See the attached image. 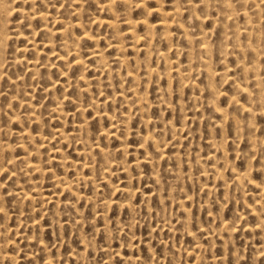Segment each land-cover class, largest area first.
Masks as SVG:
<instances>
[{"label":"rangeland","instance_id":"rangeland-1","mask_svg":"<svg viewBox=\"0 0 264 264\" xmlns=\"http://www.w3.org/2000/svg\"><path fill=\"white\" fill-rule=\"evenodd\" d=\"M11 1L13 0L9 2ZM58 1L59 4L60 1ZM79 1L85 4L82 18L86 23H89L94 16L101 15V11L94 2ZM133 1H143L142 3H147V8L150 9H156L159 5L153 0ZM225 1L208 0L215 6L208 8L207 3L203 0H162L163 9L166 12L175 10L176 5L180 7V19L190 30L194 42L187 40L182 29L177 26L172 28L168 38L164 34L165 29L157 24L161 21L162 14L155 11L152 16V22L156 25L154 54L150 60L145 51L134 47L135 42L128 32L129 25L124 24L125 20L120 18V35L123 37L126 46L124 54L132 62L131 69L136 70L137 75L140 76L137 81L141 84L139 90L154 103V108L151 110V115L153 114V121L150 123L151 130L155 131L154 137L160 141L163 146L162 149L168 155L161 160L157 157L158 162L155 167L143 160L148 153L144 150L145 147H149L151 156H158L154 147L147 143L143 149L139 148L142 142L141 135L147 133L146 128L140 119L133 121L128 118L124 119L123 114L128 113L129 108L132 107L125 100L133 95V91H130L133 81L131 78L125 77V70H122L123 77H115L114 80L108 81L107 75L102 76L101 84L96 79L101 73L89 70L84 83L72 82V88L66 91L70 75L67 74L66 77H62L61 72L67 71L68 67L59 62L53 69L40 70L39 81L32 80L31 74L25 70L26 67L23 66L22 68L19 64L16 66L14 61L16 58L21 59L24 54L28 57H33L31 53L35 54L34 51L29 52L31 47L25 48V46L29 44L28 39L33 36V31L40 26V22H30L29 19L27 20V16L22 17L33 9V2L18 0L14 3V6H18L19 10L9 17L11 21H14L10 22L9 26H5L4 17L0 19L2 26H0V45L2 43L0 48L4 46L3 49H0L2 50L0 51V58L2 57L0 63L6 59L4 69L2 68L4 74L0 78V114H2L0 124L2 125V139L11 144V153L15 155V164L11 170L17 172V175L13 176L11 180H6L4 176L0 177V186L2 185L1 187L4 188L3 184L7 185L9 191V196H5L3 201H0V206L4 207L6 212V218L0 220L1 244L5 247L4 252H0V264H7L6 257L10 258L13 264H100L101 261L103 264H118L119 261H122L123 264H150V261H154L155 264H220L221 260L224 264H235L237 259L243 264L245 257L249 264H259L258 253L264 251V230L256 228L255 225L259 223V219L257 214H253L252 209L257 208L260 212L264 205V202L261 203V200L264 201V190L259 187V181L262 177L259 164L264 163V153L262 152L264 147H255L253 140L259 141L264 137V119L258 114L252 119L254 126L250 129L247 124H249V117L251 116L248 113L242 114L239 107L230 104V96H239L242 104L249 103L247 101L249 98L246 95L237 94L233 77L244 83V71L239 62L244 61V63L247 62L249 66H252L254 61L258 59L253 51L248 50L243 53L231 42L227 43V47L225 46L224 30L221 24L223 23L221 20L222 5ZM231 1L238 11L236 25L244 26L246 23L245 17L241 14L244 8L247 9L254 21H258V15L253 6L254 0H248L244 8L240 7L242 0ZM11 3L10 5L13 6ZM117 3V5H122L118 8L123 13L125 11L123 3L120 1ZM52 4V0H39L34 6H36V10L39 8V10L45 9V11L48 7L50 12L55 13L56 8ZM145 9L142 7L134 10V18L137 20L143 17ZM238 9L242 10L239 11ZM70 11L71 8H65L59 14L62 13L63 16L68 17ZM205 13L207 14L206 17ZM102 15L108 16L107 13ZM73 18L75 20L80 19L78 16H73ZM216 19L218 20L217 24L214 21ZM21 20L24 22H20ZM229 25V30L234 31L233 25L235 24L230 23ZM259 30L264 34V23L257 25L254 31ZM7 32H9V36ZM137 32L143 34L146 32V28L139 26ZM201 33L202 35L206 33L207 36L204 35L210 50L209 61L212 69L216 72L214 82L223 95V97L222 95L219 97V103L222 106L225 105L223 108L227 111L228 118L223 117L211 105L214 94L210 91L209 77L198 63V57L206 55L200 50L199 36ZM1 34L3 35L1 36ZM41 34L36 35L38 43L47 39L42 32ZM79 34H81L80 30ZM103 35L104 37L98 42V48L109 56V60L114 63L112 67L115 70L120 69L114 60L116 49L109 48V44L116 41L117 38L109 29H103ZM10 38L11 40H9ZM247 38V35L242 34L243 43L249 41ZM258 44L261 45V50H264V39ZM4 48H7V51ZM39 48L43 50L42 58L47 61L52 50L43 44H39ZM94 48V43L81 42V53L90 64L95 62L93 58H90V52ZM226 49L230 51L228 55H225ZM157 50H162L168 55L170 70H166L168 64L158 56ZM4 53L7 55H3ZM191 58H194L192 82L185 83L178 75V71L189 72ZM251 58L255 60L253 61ZM53 59L50 57L49 61L51 62ZM134 59H138L139 62L136 63ZM260 59L261 72L264 78V56ZM147 60L157 70V75H149L146 68ZM226 65L228 68L230 67V80L221 77V72L225 71ZM167 72H170L169 76ZM20 75L21 79L18 80ZM11 78L17 82H11ZM55 81L62 84L51 92H45L46 89L44 88L52 85ZM86 82H92L93 85L91 86V93L83 96V104L90 102L91 94L95 95V99H98L99 103H104L107 97H112L116 92L118 93L115 104L116 121L124 119L126 121L124 125L131 126L129 132L123 124L116 128L114 126L110 128V131L116 132L118 130L117 139L115 137L107 138L109 132L100 134L99 121L97 119L91 121L88 126L93 137L91 143L101 146L90 152L89 156L80 154L79 150L83 147L90 151L91 146L90 141L86 139V132H80L75 126L76 122H74L84 117L82 112H78V118L71 117L68 119L64 126L66 122L61 119L58 120L57 114L52 110L57 98L52 95L54 92L58 93V96L67 93L71 97L70 99L74 100V98H80V85H84ZM253 85L255 84L250 79V88H254L252 90L256 92L257 87ZM224 91L228 95H224L226 93ZM100 92L102 93L101 96ZM47 95L49 96L47 97ZM95 99L97 104L98 101ZM162 99L164 101L160 105L159 101ZM68 104L71 109H76V103L69 100ZM108 108L111 113L114 111L110 101ZM235 109L236 111H234ZM84 111L85 116L92 118L95 110L87 109ZM29 112L35 117H40L39 125L33 129V133L37 134L39 130H42L44 137H36L35 140H31L26 137L21 138L18 135L17 132L23 129L20 118L28 124L26 117L30 115ZM15 114L19 115L17 121H11ZM232 118L234 119L232 120ZM184 119L187 123L185 130L182 133L180 131L181 134L179 132L174 133L171 124L174 122L176 126L178 125L177 127H182ZM236 119H239L240 123L242 122L241 129H236ZM217 121L220 124H216ZM94 122L96 124L93 126ZM105 125L107 129L110 127L109 122ZM59 127L65 128L67 139L55 136L56 128ZM238 135L240 136L238 137ZM110 141L114 145L108 150H104L111 152L109 156L110 160H114V165L108 174H103L99 162L95 163L94 166L92 164L94 159L100 161L103 159L100 151L104 147L107 148ZM21 142L25 144L24 148L18 147ZM215 142L218 145H214ZM220 142L221 144H219ZM221 145L224 150H221ZM37 149L40 151L37 156L42 161L41 165L45 168V173H33L22 169L24 164L19 158L28 151H37ZM246 151L248 154L245 153ZM253 155L260 163L252 160ZM61 156L67 157L66 164L71 167L75 162L78 163L77 169L75 167V169H67L58 159ZM138 158L139 162H137ZM34 159L37 158L34 157ZM80 162L85 165L91 164V167L82 169ZM253 165L255 171L252 173L250 171V176L257 180L258 186L247 183L243 188L236 187L234 184L237 172L243 174L244 171H249ZM124 167H127L126 171H124ZM16 169L18 170L16 171ZM217 172H222V177L217 176ZM3 173L9 174L10 171L8 169ZM66 173L70 178H75L78 173L92 176L91 184L87 187L81 185L80 190L77 191L88 197L97 196V198L87 203L83 197L78 201L70 193L67 195L60 193L61 190H55V175H65ZM130 176H133V179ZM20 184L26 189L24 191L29 196L22 203V199L20 200L15 194L17 191L15 189ZM126 185H133L137 189L135 190L136 196H132L131 204L133 205L130 207L127 206L128 201L126 200L129 195L124 191L115 190L119 186ZM1 187L0 196H3V188L1 189ZM57 194L63 199L59 203L60 205L57 202ZM105 197L114 198L127 205L115 204L111 209L106 210L100 204V200ZM66 199L72 204H67ZM256 201H260V203H256ZM104 209L105 212H103ZM239 217H243V219L238 220ZM113 222H115L116 227H120L122 224L132 225L131 231L126 233L129 237L127 241L120 239L109 240L108 243H105L101 240L104 224L108 225L110 232H115ZM224 222H229L231 225L235 223V228L240 229V231H234L231 236L229 230L223 228ZM41 224L45 227L43 228ZM250 225L251 227H249ZM192 232H195L196 235L190 234ZM105 239H107V235H105ZM40 240H43V243H40ZM124 244L127 245L126 248L122 246ZM13 248L17 251H12ZM113 249H115V255L110 258L109 253H112ZM237 251L240 252L239 257L235 255Z\"/></svg>","mask_w":264,"mask_h":264},{"label":"bare ground","instance_id":"bare-ground-1","mask_svg":"<svg viewBox=\"0 0 264 264\" xmlns=\"http://www.w3.org/2000/svg\"><path fill=\"white\" fill-rule=\"evenodd\" d=\"M9 1L10 0H7V1L6 0L5 1L2 0V2H0V19L2 17H4V20L6 21V25L5 26H9L10 25V22H12L13 20L11 21L9 19V17L13 16V14H15V12H17L19 10V8H17L18 6L17 7L14 6V3L18 2V0H13V1H11L12 3L9 2ZM37 1H39V0H29V2H33V9H31L29 11V13H27V15H23L22 16V17L27 16L26 18H27V20L29 19L30 22L31 21H37V23L40 22V26L36 27V29L33 31V36L29 37V39H28L29 44L25 46V48H30L31 47L29 49V52L34 51L35 54L31 53V55H33V57H28L26 54H24V56L21 59L16 58L15 61H14L16 66L18 64L22 68H23V66H25L26 67L25 70H26L27 73L31 74L32 80H38V77L40 76V70L44 71V70L53 69L56 66V64H58L59 62H62L68 67L67 71H62L61 72L62 73V77H66L67 76V75H64V73H67L68 75H70L68 77V84H67V87L65 89L66 91L70 90L72 88V82H78V84H80L81 82L84 83V81H86L87 76H88L87 71H89V70L101 73L100 76L96 77V79H98V83L99 84H101V81H102L101 77L102 76L107 75L108 76V81L114 80L115 77H118V78L123 77L124 74H123L122 70H125V72H126L125 77L126 78H131L132 81H133V84L130 87V88H132L130 91H133V95H131V97H128L129 98L128 100L127 99L125 100V102H127L128 104L130 103V105L132 107L129 108L128 113H124L123 114L124 115V119L128 118V119H132V121L135 120V119H140V122L146 128L147 133L141 135L142 142L139 145V148L143 149V146H146L147 143H149V145H152L154 147L155 152L159 153V156H156V157L155 156H148L149 147H145L144 150L146 152H148V153L145 155L143 160H144L145 163H148L152 167H155L157 162H158L157 157H159L160 160H161V159H164V157L168 156V155L162 149L163 146H162V144H160V141L157 138L154 137L155 131L151 130L150 123L153 121V119H152V115L153 114L151 115V110H153V108H154V103H152L149 100L148 96L145 93H142L141 90H139L141 84L139 82H137V81L139 80L140 76L137 75L138 72L136 70H132L131 69L132 62L130 61L128 56L124 54L126 46L124 45L123 37H121V35H120L121 31L119 29V21L121 20L120 18H123L125 20L124 24L129 25L128 32H130L131 37L133 39V42H135L134 47L138 48L141 51L142 50L145 51V53H147L148 59L150 60V58L154 54L153 51H154V43H155V28H156V25L152 22L153 21L152 16H153V13L155 11L162 14V19L157 24L159 26H161L163 29H165L164 34L168 38H169V33L172 30V28L174 26H177V27H180L182 29V32L187 37V40H189L190 42H194L193 39L191 38L190 30L187 28L186 25H184V23L180 19V16H181L180 7L176 5L175 10L166 12L163 9L164 5H162L163 4L162 0H153V1H156L157 3H159L158 7L156 9L146 8L143 17L138 18L136 20L134 18V10H136L138 8H142L141 5L143 4L142 3L143 1L142 2L141 1L140 2L139 1L134 2L133 0H117V2L120 1L124 5L125 11L122 13L119 10V8L117 7L118 3L116 5H114V4H112L110 2V0H104V1H101V0H89V1H92V2H94L96 4L98 9L101 11V15L100 16H94L93 19L89 23H86L83 20V18H82V15L84 14V5L85 4L83 2H81V1H79V0H59L60 1L59 4L57 3L58 0L57 1L52 0L53 1L52 6H54L56 8L55 9L56 10L55 13L50 12V8H48V7H47V11H45V9L44 10L43 9L39 10V8H38V10H36L35 9L36 6H34V5L36 4ZM204 1L207 3V7L208 8L215 7L211 3H209L208 0H203V2ZM49 2H51V1H49ZM10 3L13 4V6H11ZM61 3L64 4V7H60L59 6ZM231 5H232L231 7L228 6V0H226L223 3V5H222L223 12H222L221 20L223 21V23H221V24H222V27H223V30H224L225 46L227 47V43L231 42L234 47H236L237 49L241 50L243 53H245L248 50L253 51L255 53V57H257V59H258L256 61H254L255 59H252L253 57L251 58V60L254 61V64L252 66H249L246 61H245L246 63H244V61L243 62L242 61L239 62V64L242 66L243 71H244V76H243L244 77V79H243L244 83L240 82L238 79H233V84L236 86L237 94L246 95L249 98V100H247V101H249V103L246 101V103H248V104H245V103L242 104L241 101L238 98L239 96L235 97L234 94H233V96L235 97V99H233V97H231L229 95L230 96V104L239 107V109H241V111H242L241 112L242 114L243 113H246V114L248 113L247 111H245V105L247 107H251L253 109L252 113H248L249 116H251V117H249L250 119L248 118L250 120V122H249V124H247V126L249 125V127L251 129V128H253L252 126H254L252 119L255 118L260 112L259 102L264 100V83H263L264 78H263V74L261 72L262 69H261V59H260L261 57L264 56V50H261V48H260L261 45L259 46V44H258L259 41L264 39V34H262L260 30L259 31H254L255 28L257 27V25L259 26V25L264 23V8H263L264 4L261 3V0H254V2H253L254 10L256 11V14L258 15V21H254L250 17V14H249V12L247 11L246 8L243 9L241 14L246 19V23H245L244 26L236 25L238 11L234 7V5L232 4V1H231ZM50 6H51V4H50ZM26 8L29 9V7H26ZM65 8H69V9L71 8L70 15L68 17L63 16L62 13H61V15L59 14L62 10H65ZM241 10H239V11H241ZM103 13H107L108 16H103L102 15ZM18 15H20V14H18ZM73 16H78V17H80V19L78 18V19L75 20L73 18ZM6 17H7V19H6ZM229 17H231V19H229ZM197 18L200 19L201 21H203L199 16H197ZM27 20H25V21H27ZM214 21H215V24H217L218 20L216 19ZM20 22H24V20H21ZM230 23L231 24H235V25H233L235 27L234 31H230L229 30V27H230L229 24ZM58 24H60V25L58 26ZM3 26H4V24H3ZM139 26L145 27L146 28V32L143 33V34L138 33L137 29H138ZM37 28H39V29H37ZM8 29H9V27H8ZM103 29H109V30L113 31L115 38H117L116 41H114L113 43L109 44V48H115L116 49V55L114 57V60L116 61V63H118L120 69L115 70V68L112 67V64H114V63H112V61L109 60V56H107L102 50H100L98 48L99 40L104 37ZM79 30H80L81 34L78 35ZM1 31L5 33V31H3V30H1ZM41 32L47 37V39H44V41L42 43H38V40H36L37 39L36 35L37 34L42 35ZM85 33H87V35H85ZM242 34H245V35L248 36L249 41L247 43H243L242 42V40H241ZM2 35L3 34H1V36ZM7 35L8 36L10 35L9 32H7ZM204 35L206 36V33H204ZM204 35H202V33H201V35L199 36V39H200V50L202 52H205L206 55L205 56H203V55L199 56L198 57V63H199V65L201 67H203V69L207 73V76L209 77V86H210V89H211L210 91H212L213 94H214V99L211 100V105L223 117L228 118L227 111L225 110V108H223L225 105L222 106L219 103L220 102L219 101V97L222 95V93H221L222 91L217 89V87L215 85V82H214V78L216 76V72L212 69L210 61H209V53H210L209 47H207V48L201 47L202 44H207L208 45V41H206V38L204 37ZM248 38H247V40H248ZM9 40H11V38ZM254 41L257 42V43H255ZM81 42L94 43L95 48L92 49V51L90 52V58H93L94 61H95L93 64L92 63L90 64L89 62H87L86 59H85V56L81 53ZM5 44H6V42H5ZM39 44H43L45 47H49L52 50L49 53L50 56L48 57L47 61H44V59L42 58L43 50H41L39 48ZM1 45H2V43H1ZM2 47H4V46H2ZM2 47L0 49H3ZM5 49L7 51V48H4V50ZM0 51H2V50H0ZM229 53H230V51L228 49H226L225 50V55H228ZM5 54L7 55V53H4L3 55H5ZM157 54H158V56L160 58H163L165 60L166 64H168L166 70H170L171 69V65H169L170 60H169L168 55L166 54V52H164L162 50H157ZM50 57L54 58L51 62L49 61ZM246 57H247V55H246ZM193 59L194 58H191V60H190L189 69H188L189 72L186 73V72H183V70L178 71V75L180 76L181 80L184 81L185 83H191L192 82ZM0 60H2V57L0 58ZM134 60H135L136 63L139 62L138 59H134ZM149 60H147L148 61V63H147L148 65L146 66L147 72L149 73L150 76L157 75L158 74L157 70L154 69V67L152 65H150ZM5 64H6V59L3 62L0 63V78L4 74L3 66H5ZM223 64H227V63H223ZM229 68L226 65L225 68H224L225 71L221 72V75H222L221 77H223V78H225L227 80H230V78H229V76H230ZM234 71H235V68H234ZM167 74L169 76L170 72H167ZM50 75H51V73H50ZM73 77H75V78H73ZM231 78H232V76H231ZM19 79H21V75L18 78V80ZM250 79H252V81L255 84L253 86L257 87V91L256 92L254 90H252L254 88H252V89L250 88ZM10 81L14 82V83L17 82L16 80H14V78H11ZM60 84H62V83H60L59 81H55L52 85H49L48 87L44 88V89H46L45 92L53 91ZM92 85H93L92 82H86L84 85L81 84L80 85V89H79L80 98L79 97L78 98H74V100L70 99L71 97H69L67 93L65 95H63V96H58V93H56V92H54V94H52V95L57 97L56 98V102H55V106L52 107V110L57 114V119L58 120L61 119L63 122H66L64 124V126L67 124L68 119H70L71 117L78 118V112L79 111L82 112L84 117H82L80 120H76L74 122H76L75 126L80 130V132H83V131L86 132V134H87V138L86 139L90 141V146H91V148H90L91 150L90 151L87 148H85V147H83V149L79 150L80 154H85L87 156H89L90 152H92L95 148H99V146H101V145H95V143H91V141H93V137L91 136V132H90L89 127H88L91 121H94L95 119H97L99 121V126H100V128H99L100 130L99 131H101L100 134H106L107 132H109V135L107 136V138H109V137H115L116 138V135L118 134V130L116 132H113V131H110V128H113L114 126L116 128L118 125H121V124L124 125L126 123V121H124V119H122L120 121H116L117 115H116V106H115V104L117 102V94H118L116 92L114 93V95L112 97H107L106 100L104 101V103L103 102L99 103L98 99L97 100L95 99V95L93 96L91 94L90 95L91 98L89 97L90 98V100H89L90 102L83 104V96L85 97L86 95H89V93H91V86ZM194 87H195V84H194ZM242 88H247L248 91L247 92H243ZM224 92H226V91H224ZM226 94H227V92L224 95H226ZM101 95H102V93L100 92V96ZM235 95H236V93H235ZM48 96L49 95H47V97ZM222 97H223V95H222ZM94 99L96 101H98L97 104L94 101ZM69 100H71L73 103H76L75 104V106L77 105L76 109H73V108L71 109L70 106H68L69 105L68 104ZM237 100L240 101L239 104L236 103ZM109 101L113 105V110L114 111L112 113L110 112V109L108 108V102ZM162 101H164V100L162 99V100L159 101L160 105H161ZM70 104H72V103H70ZM87 109L88 110H95L92 118H90L89 116L88 117L85 116V111L84 110H87ZM219 109H223V111H220ZM236 109L234 111H236ZM239 109H237V110H239ZM36 110H37V108H36ZM237 114H236V116H237ZM1 115L2 114H0V121H1ZM18 117H19V115L15 114L14 117H13L14 119L12 118L11 121H17L16 119ZM237 118H238V116H237ZM239 118H240V116H239ZM26 119L28 120V122L30 124L28 123L29 124L28 125V124L24 123L23 120H21V118H20V121L23 123V129L21 128L22 130L17 132L18 135L21 138L26 137V138H29L31 140H35L36 137L37 138L44 137V135H43L44 133L42 132V130H39V132L37 134L33 133V129H35L36 126L39 125L40 117H35V115L30 113V115L27 116ZM233 119L234 118H232V120ZM255 120H257V119H255ZM257 121H256V123H257ZM108 122L110 123V127L107 129L105 124H107ZM218 123L220 124L219 121H217L216 124H218ZM241 123H240L239 119H236V126H237L236 129L237 130L242 128ZM95 124H96V122H94L92 125L94 126ZM186 125H187L186 119H184V122H182V127H180V126L177 127L178 125L176 126V124H174V122H173L171 124V128H172V131L174 133H178V132L180 133V131L182 133L185 130ZM124 127H126V129L129 132V129H130L131 126L130 125H128V126L124 125ZM64 129L65 128H61V127L56 128L55 136L56 137L60 136V137H62L64 139H67L68 136L65 135L66 131ZM237 130H235V131H237ZM256 131H258V130H256ZM238 134H239V132H238ZM95 135H96V133H95ZM239 136L240 135H238V137ZM82 139L83 138L81 137V140ZM231 139H233V138H231ZM249 139H250V137H249ZM112 140L113 139H111V141ZM98 141L99 140L97 138V142ZM111 141L107 145V148L104 147L103 150L100 151L103 159L101 161L94 159V162L92 164V166H94L95 163L99 162V164L102 167V171H103L102 173L103 174L104 173L108 174L111 171V167L114 165V162H113L114 160H112V159L110 160V156H109L111 154V152L104 150V149L108 150V148H111L112 145H114V143L111 144ZM250 141H251V139H250ZM223 142H222V144H223ZM253 142H254L253 144H254L255 147L256 146H261L262 148L264 147V137H262V139L259 140V141L258 140H253ZM213 144L214 145H218L217 142H215ZM219 144H221V142ZM24 146H25V144H23V142L18 144V147H20V148H22V147L24 148ZM11 148H12L11 144L9 142H5L2 139V125L0 124V162H1L0 173L1 172L2 173L6 172L9 169L10 173H15L14 176H16L17 172H15V170H11V168L15 164V155H13L11 153ZM113 149H115V148H113ZM221 150H224V149H222V145H221ZM262 152L264 153V151H262ZM39 153H40L39 149H37V151L30 150L27 153H25L23 156H21L19 158V160H21L22 163L24 164L22 169H24L26 171H31L33 173H45V168L41 165L42 161H41L40 157L37 156V154H39ZM245 153L248 154L247 151ZM222 154L224 155V153H222ZM226 154H227V152H226ZM34 157L37 158V159H34ZM146 157H147V159H146ZM248 158H249V155H248ZM58 159L60 160V163H62L65 167H67V169L68 168L69 169L70 168H74V167L77 169L76 166H77L78 163H76V162H75L74 165H72V167L69 164L68 165L66 164L67 163V157H62L61 156ZM110 162H111V164H110ZM137 162H139V158H138ZM224 164H225V162H224ZM81 166H82V169H85L86 167L90 168L91 164L85 165V164L81 163ZM124 169H125L124 171H126L127 167H124ZM17 170L18 169H16V171ZM238 172H237V174L235 173L236 174L235 175L236 178L234 177L235 178V184L234 185H236V187L243 188L244 186H246L247 183H249L248 179H246V177L252 179L251 176H250V171H244L245 173L242 172L243 174L238 173ZM251 173H252V171H251ZM216 175L222 177L223 174H222V172H217ZM55 176H56V178L54 177L55 181L53 180L54 181V188H55V190H61L60 193L67 194V195H68V193H70L72 196L76 197L78 199V201H80L81 198L83 197L85 200H87L86 201L87 203H88V201H93L94 199L97 198V196L88 197L85 194L80 193V191H77V190H80L81 185H85L86 187L89 186L91 184L92 176H87L85 174H79V173L77 174V176L75 178H70L68 173H66L65 175L56 174ZM130 178L133 179V176H130ZM4 182H2V183H4ZM249 184H251V183H249ZM16 185H15V188L17 187ZM3 186H5V185L3 184ZM257 186H258V184H257ZM18 187H21V184ZM18 187H17V189H15V191L16 190L17 191L20 190V191H18V192L16 191L15 194L17 195V197L20 200L22 199L21 200V203H22L23 200L25 201V199L29 198V196L24 191V190H26L24 187H21V188H18ZM2 188L3 187H1V189ZM117 189H119L121 191H124L125 193H127L128 195H131L133 197L136 196L135 190H137V189H135V187H133V185L119 186L115 190H117ZM263 190H264V188H263ZM56 198H57L58 205H60L59 203H61L63 199L61 197H58V194H57ZM65 201L68 202L67 204H72L67 199ZM263 202L264 201L261 200V203H263ZM100 204L106 210L107 209H111L115 204L116 205L119 204L121 206L127 205V204H124L122 202H119V201L115 200L114 198H108V197H105V198L101 199L100 200ZM131 205H133V204H131ZM183 207H185V206H183ZM262 207H264V205ZM105 209H104L103 212H105ZM252 212H253V214L255 213L257 215H258V213H260L257 208L252 209ZM258 219H259V223H264V219H262V217L260 215H258ZM41 225L43 227V224H41ZM232 226L233 225H231L229 222L228 223L224 222V224H223V228L226 229V230H229V234L231 236L234 234V231L231 230ZM189 232H190V229H189ZM4 248H5L4 245L1 244V237H0V252L1 253L4 252Z\"/></svg>","mask_w":264,"mask_h":264},{"label":"snow or ice","instance_id":"snow-or-ice-1","mask_svg":"<svg viewBox=\"0 0 264 264\" xmlns=\"http://www.w3.org/2000/svg\"><path fill=\"white\" fill-rule=\"evenodd\" d=\"M0 2H2V0H0ZM110 2L114 5L117 4V0H110ZM248 3V0H242V2L240 3V7L241 8H244L246 6V4ZM261 3L264 4V0H261ZM60 7H64V4L61 3L59 5ZM142 7L144 8H147L148 5L147 3H144L141 5ZM199 7V4L197 5ZM228 6L231 7V0H228ZM117 7H122V5H117ZM154 11V10H153ZM206 13H205V17H206ZM229 19H231V17H229ZM85 35H87V33H85ZM201 47L203 48H207L208 45L207 44H202ZM64 75H67V73H64ZM234 79V77H233ZM242 91L243 92H247L248 89L247 88H242ZM233 99H235V97H233ZM236 103H240V101H236ZM9 107H11V105H9ZM259 108H260V112H259V115L261 116L262 119H264V100L260 101L259 102ZM220 111H223V109H219ZM245 111H247L248 113H252L253 109L251 107H247L245 105ZM143 154V153H142ZM159 156V153L157 154ZM148 156H151V153H148ZM252 160H254L256 163H260V161L255 157V155H253L252 157ZM147 159V157H146ZM260 168H261V173H262V177L259 181V186L264 188V163H261L260 164ZM249 171H255V166L253 165ZM15 175V173H11V174H6V173H0V176H4L6 180H11L12 177ZM248 179V182L251 183V184H257V180L256 179H250V178H247ZM116 191H120L119 189H117ZM5 196H9V191H8V186L5 185L4 188H3V196H0V201H3L4 197ZM126 200L128 201V207L131 206V202H132V196L129 195L128 197H126ZM256 203H260V201H256ZM251 207V206H250ZM0 220H3L6 218V212H5V208L0 206ZM258 215H260L262 217V219H264V207L261 208L260 210V213H258ZM239 219H243V217H239ZM103 231L101 233V240H103L105 243H108L109 240L111 241H115V240H124V241H127L129 239L128 235L126 234L127 232L131 231V227L132 225L130 224H122L120 227H116L115 226V222H113V227L115 228V232H110L109 229H108V225L107 224H104L103 226ZM251 227V225L249 226ZM256 227L257 228H261L262 230H264V223H258L256 224ZM233 231H236V232H239L240 229L238 228H235V223H233V226H232V229ZM193 236L196 235L195 232H192L191 233ZM105 235H107V239H105ZM133 235H135V233H133ZM34 239H39L38 237H33ZM40 243H43V240H40L39 241ZM123 247H127L126 244L122 245ZM109 247H111V245L109 244ZM12 251H17V249L13 248ZM22 251V250H20ZM105 251H107V249H105ZM230 251H232L230 249ZM112 255H115V249H113V252L112 253H109V257L111 258ZM235 255L237 257L240 256V252L237 251L235 252ZM259 257H260V260H259V264H264V251H259L258 253ZM6 260H7V264H13V262L11 261L10 258L6 257ZM100 264H103V262L101 261ZM118 264H123L122 261H119ZM150 264H155L154 261H150ZM220 264H224L223 260H221ZM235 264H241V261L239 259H237V261L235 262ZM243 264H249V261L248 259L245 257L243 258Z\"/></svg>","mask_w":264,"mask_h":264}]
</instances>
